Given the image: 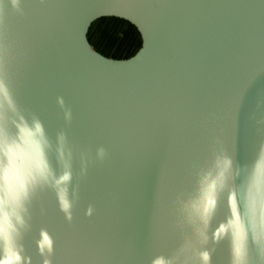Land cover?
<instances>
[{
  "label": "water",
  "instance_id": "1",
  "mask_svg": "<svg viewBox=\"0 0 264 264\" xmlns=\"http://www.w3.org/2000/svg\"><path fill=\"white\" fill-rule=\"evenodd\" d=\"M0 131L40 149L19 205L0 174V264H264V0H0Z\"/></svg>",
  "mask_w": 264,
  "mask_h": 264
},
{
  "label": "rangeland",
  "instance_id": "2",
  "mask_svg": "<svg viewBox=\"0 0 264 264\" xmlns=\"http://www.w3.org/2000/svg\"><path fill=\"white\" fill-rule=\"evenodd\" d=\"M113 17L102 16L94 20L88 30L89 41L99 52L108 56L119 57L135 52L141 46V40L124 39L125 34L121 36L119 33L126 26L120 22L113 23Z\"/></svg>",
  "mask_w": 264,
  "mask_h": 264
},
{
  "label": "snow or ice",
  "instance_id": "3",
  "mask_svg": "<svg viewBox=\"0 0 264 264\" xmlns=\"http://www.w3.org/2000/svg\"><path fill=\"white\" fill-rule=\"evenodd\" d=\"M37 132H39V125L36 124ZM11 151V149H9ZM40 149L38 144H31L28 146L27 150H23L16 154L15 163L10 165L9 168L3 173V179L7 182L8 190L12 194V196L19 193V191L24 186V177L31 170L39 167L40 164ZM65 180L68 179L67 176L64 177ZM255 188V182H254ZM250 195H253L254 202V194L250 192ZM233 201L235 200V194L232 197ZM7 219V217H5ZM236 229V244H235V254L237 258L242 257V230L239 223V216H237V220L231 225ZM45 241H47V237H45ZM206 259V257H205Z\"/></svg>",
  "mask_w": 264,
  "mask_h": 264
},
{
  "label": "clouds",
  "instance_id": "4",
  "mask_svg": "<svg viewBox=\"0 0 264 264\" xmlns=\"http://www.w3.org/2000/svg\"><path fill=\"white\" fill-rule=\"evenodd\" d=\"M35 130L37 131L36 128H35ZM39 132L42 133V129H41L40 125H39ZM3 135H4L3 132L0 131V174H2V175L9 168L10 165H13L15 163L16 154L24 150L22 147L19 149L9 148V149H11V151H9V149H8V151L5 152L4 148L2 147ZM26 194H27L26 188H25V186H23V188L19 191V193L13 196L14 202L17 205H19L21 200L23 199V197L26 196ZM64 207L67 208L68 205L65 203ZM205 257L207 258V256H205Z\"/></svg>",
  "mask_w": 264,
  "mask_h": 264
},
{
  "label": "crops",
  "instance_id": "5",
  "mask_svg": "<svg viewBox=\"0 0 264 264\" xmlns=\"http://www.w3.org/2000/svg\"><path fill=\"white\" fill-rule=\"evenodd\" d=\"M100 18V17H99ZM114 19H112L113 20V23H117V22H120V23H123L125 26H126V28H124V29H122V30H120L121 32L119 33L121 36H123L124 34H125V36H123L124 37V39L125 38H131V40L132 39H136V40H138V39H140L141 40V46L135 51V52H133V53H131V54H125V55H123V56H119V57H115V56H108V55H105V54H103V55H105V56H107V57H110V58H114V59H121V60H126V59H129V58H131V57H133V56H135L138 52H139V50L142 48V45H143V37H142V34H141V32L139 31V29L136 27V25H134L132 22H130L129 20H127V19H122V17H117V16H115V17H113ZM98 19V18H97ZM139 37V38H138ZM123 39V40H124ZM131 44V43H130ZM93 45V44H92ZM94 47V46H93ZM95 48V47H94ZM96 49V48H95ZM97 50V49H96ZM101 53V52H100Z\"/></svg>",
  "mask_w": 264,
  "mask_h": 264
}]
</instances>
